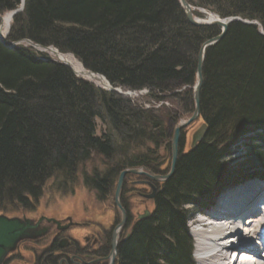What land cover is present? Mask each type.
<instances>
[{
    "label": "trees",
    "instance_id": "trees-1",
    "mask_svg": "<svg viewBox=\"0 0 264 264\" xmlns=\"http://www.w3.org/2000/svg\"><path fill=\"white\" fill-rule=\"evenodd\" d=\"M187 1L253 23L230 22L206 49L205 136L179 151L150 216L134 221L119 243L117 264H194L190 215L209 210L227 187L264 181V0ZM20 5L0 0V16ZM219 32L190 24L178 0H24L5 38L16 45L0 41V203L26 207L50 180L65 186L81 171L99 200L124 168L165 174L159 150L171 136L169 123L193 111L199 48ZM31 44L72 55L123 92L147 93L139 100L107 90ZM151 101L161 105L144 106ZM239 148L241 161L230 159Z\"/></svg>",
    "mask_w": 264,
    "mask_h": 264
},
{
    "label": "flooded vegetation",
    "instance_id": "flooded-vegetation-1",
    "mask_svg": "<svg viewBox=\"0 0 264 264\" xmlns=\"http://www.w3.org/2000/svg\"><path fill=\"white\" fill-rule=\"evenodd\" d=\"M148 182L158 186L157 182L149 179L133 182L134 186L142 187L139 194L145 199H148L145 195L152 192ZM127 183L129 187V180ZM31 204L23 207L17 215L0 214L26 217L46 231L36 238L20 240L1 264H117L118 253L112 258L111 250L113 231L120 221V212L119 215L114 213L104 216L98 213L93 217H77L72 214L35 212ZM125 210L127 222L117 237V248L123 239L129 237V231H126L129 226V209Z\"/></svg>",
    "mask_w": 264,
    "mask_h": 264
},
{
    "label": "bare ground",
    "instance_id": "bare-ground-1",
    "mask_svg": "<svg viewBox=\"0 0 264 264\" xmlns=\"http://www.w3.org/2000/svg\"><path fill=\"white\" fill-rule=\"evenodd\" d=\"M11 18L10 12L0 16L1 39L6 38ZM206 18L211 19L213 16ZM48 51L69 64L76 73L86 76V70L72 55L60 53L55 48H49ZM87 77H94L101 84H106L97 75ZM235 187L225 189L224 193L217 196V203L214 201L203 217L194 220V224L199 225L195 231L198 236L197 247L205 254L196 258L199 264H264V185L246 184L234 189ZM228 214L231 219L244 218L243 223L226 218ZM257 237H262L259 247L254 242ZM234 242L237 245L245 243L247 249L232 248ZM260 247L261 254L254 257L253 251Z\"/></svg>",
    "mask_w": 264,
    "mask_h": 264
},
{
    "label": "rangeland",
    "instance_id": "rangeland-1",
    "mask_svg": "<svg viewBox=\"0 0 264 264\" xmlns=\"http://www.w3.org/2000/svg\"><path fill=\"white\" fill-rule=\"evenodd\" d=\"M201 10V9H200ZM197 11V10H195ZM202 16L198 17H203L206 18V16H214L213 13L208 12L207 10L203 11L201 10ZM25 43V42H24ZM28 44V43H25ZM29 45V44H28ZM37 49L41 50L42 52H45L50 56L51 58L57 59L55 54H52L48 49L44 48H38ZM85 79L93 81L96 85L101 87V83L98 82L94 77H87V76H82ZM194 86V85H193ZM193 86H192V92H193ZM133 92V91H132ZM146 94V93H144ZM142 94V95H144ZM142 95H137V96H130L132 98H137L140 100ZM193 98V97H192ZM136 99V100H137ZM161 102H145V104L149 105V107H158L160 106ZM159 104V105H158ZM164 104L167 107H170L172 109H175L177 104L173 103L172 101H164ZM193 112V111H192ZM191 112V114H192ZM190 114V115H191ZM190 115L186 114L183 118H180L177 122L175 123H169V132H171V136L169 138V141L165 143L161 149L159 150V153H161V159L160 161L163 162L162 168H168L167 172L170 167V160H171V137L173 133V129L175 125L180 122L181 120L187 119ZM200 119L194 121L187 127H185L180 134V140H179V150L181 151H187L190 147L191 144V136L194 132V130L199 126L200 124ZM242 149L239 148L238 151H236L233 155L230 156V159H238L237 162L241 161L242 157ZM228 159V160H230ZM94 163L99 167L103 168L102 163L99 160H95ZM92 164L86 165L84 168L86 172H91ZM82 172V171H81ZM81 172L78 173V176L74 183H69L65 186H61L59 184H53V181L50 180L48 184L46 185L42 195L36 200L31 199V206L34 209L35 212H45V213H57L59 215H64V214H72L77 217H93L95 214H102L104 216L106 215H113L114 213H117L119 215V210L114 204V191H115V186L116 182L114 184V188L110 195L104 199V200H99L96 196V194L89 190L87 187L84 186L82 177H81ZM147 180L145 176H138V175H132L128 174L126 175L123 183V187L121 190V195H120V201L125 206V208L129 209V218L131 220L130 225L126 229V231H130L131 229V224L137 220V214L142 213L145 209H148L150 211L153 210L154 208V202L151 199H145L142 194L139 192L141 191L140 188L141 186L135 185L134 186V181L135 180ZM129 180V187L127 181ZM117 181V180H116ZM238 184V185H237ZM233 185L232 187H242L243 185L246 184H256L257 186H261L264 183H261L256 180H246L242 181L240 183H237ZM156 186V185H155ZM161 186V183L158 182V186H156V189H158ZM227 189V188H225ZM224 189V190H225ZM230 189V188H229ZM223 190V191H224ZM222 191V192H223ZM227 191V190H226ZM147 192H151L150 189H148ZM220 192L219 194H221ZM224 193V192H223ZM218 194V195H219ZM33 200V201H32ZM215 199V204L217 203ZM30 206V207H31ZM4 207V208H3ZM23 207L13 205V206H6L0 203V212H4L8 215H17L20 214L21 210ZM28 210V209H26ZM201 212H206L205 209H202ZM109 217V216H108ZM198 217L196 216V212H193L188 221H187V227H188V232L189 235L191 236V224L194 223V220L197 219ZM239 222V221H237ZM240 223V222H239ZM197 231V230H195ZM192 238V236H191ZM193 240V238H192ZM194 242V240H193ZM194 248V246H193ZM192 261L194 264H199L197 259L193 256H191Z\"/></svg>",
    "mask_w": 264,
    "mask_h": 264
},
{
    "label": "water",
    "instance_id": "water-1",
    "mask_svg": "<svg viewBox=\"0 0 264 264\" xmlns=\"http://www.w3.org/2000/svg\"><path fill=\"white\" fill-rule=\"evenodd\" d=\"M178 1L183 10L185 18L190 24L194 26H217L220 28V32L217 35L205 40L199 48V52L197 55V64H196V80L192 92V97L194 102L193 112L187 119L178 122L173 129V133L171 137V160H170V167L168 172H166L165 174H155L153 172L146 170L144 167H132V168L130 167V168L122 169L118 174L115 191H114V204L120 211V221L113 231L112 250H111L112 258H115L117 254L118 234L120 233V231L126 225L127 222V212L120 201L121 190L126 175L132 174L138 176H145L149 180L157 183L160 182L161 184H163L167 179L171 177V175L174 173L175 165L180 151L179 140H180L181 131L185 127L193 123L194 121L198 120L200 117V90L203 83L202 69H203V62H204L206 49L210 45L215 44L216 42L220 41L223 38V36L227 32L228 25L230 24V22L241 21L244 23H253L250 21L241 20L239 17L220 18L215 14H213L214 16L211 19L198 17L195 16L194 14L195 10L201 13V10L203 11L205 10L204 8H199V7L195 8L187 0H178ZM23 5H24V0H21L20 7L13 11H10L12 17L17 12L23 9ZM0 41L5 46L10 48L16 45L15 42H8L6 39L0 38ZM31 46H33L38 51L41 50L37 49V47L44 49L53 48V47H40L39 45L36 44H31ZM57 59L60 60L59 58ZM60 61L72 69V67L69 64H67L62 60ZM72 71L78 77L83 78L82 74L76 73L73 69ZM90 75H97L105 80L106 84H102L101 87L107 90H113L122 94H126L125 92H122L120 89L112 87L103 75L99 73H95L90 70H86V76H90ZM206 130H207L206 124L203 121H200L199 126L194 130L191 136V144L189 149L194 148L200 141L203 140ZM148 183L152 188V192L150 194L145 195V197H147L148 199H154L156 193V187L153 185L152 182H148ZM150 214L151 211L145 209L142 213L137 214V219L147 218L148 216H150ZM45 231H46L45 228L40 227L38 223H34L32 220L26 217L21 218L17 216H7L4 214H0V264L2 263L7 253L15 249L17 243L20 240L27 238H36L42 235Z\"/></svg>",
    "mask_w": 264,
    "mask_h": 264
},
{
    "label": "built area",
    "instance_id": "built-area-1",
    "mask_svg": "<svg viewBox=\"0 0 264 264\" xmlns=\"http://www.w3.org/2000/svg\"><path fill=\"white\" fill-rule=\"evenodd\" d=\"M125 93H126L125 95H127V96H133V95H134V96H137L138 94H139V95H142V94H144V93H147V90H146V89H143V90L133 91V92H132V91H126ZM160 104H161V103H160ZM158 105H159V104H158ZM144 106H145V107H149V105H147V104H145V103H144Z\"/></svg>",
    "mask_w": 264,
    "mask_h": 264
}]
</instances>
